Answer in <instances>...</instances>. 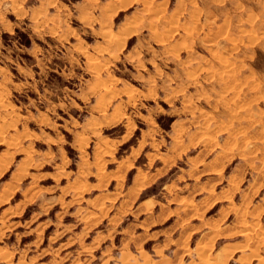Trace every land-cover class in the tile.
Returning a JSON list of instances; mask_svg holds the SVG:
<instances>
[{"label": "rangeland", "instance_id": "374dc122", "mask_svg": "<svg viewBox=\"0 0 264 264\" xmlns=\"http://www.w3.org/2000/svg\"><path fill=\"white\" fill-rule=\"evenodd\" d=\"M210 263L264 264V0H0V264Z\"/></svg>", "mask_w": 264, "mask_h": 264}, {"label": "bare ground", "instance_id": "6f19581e", "mask_svg": "<svg viewBox=\"0 0 264 264\" xmlns=\"http://www.w3.org/2000/svg\"><path fill=\"white\" fill-rule=\"evenodd\" d=\"M106 26H107V25H106ZM216 50H218V49L216 48L215 51H216ZM220 50H222V49H220ZM215 51H214V54L217 53V52H219V51H217V52H215ZM222 52H223V50H222ZM223 53H224V52H223ZM223 53H222V54H223ZM214 54H213V55H214ZM217 56H218V55H217ZM219 56H220V55H219ZM215 57H216V56H215ZM215 57H214V58L212 57V58H213L214 60H216V58L218 59V57H216V58H215ZM207 60H209V59H207ZM211 61H212V60H210V62L208 61V62H209L208 64H210ZM223 65H224V64H223ZM203 66H206V64L203 65ZM201 67H202V63H201ZM204 70H205V69H204ZM210 245L212 246V244H210ZM213 247H214V246H213ZM208 249H212V250H213V248H209V247H208ZM208 251H209V250H208ZM200 255H201V254H200ZM228 256H229V255H228ZM203 258H204V257H203ZM254 258H256V257H254ZM259 261H260V260H259ZM213 262H214V261H213ZM208 263H209V262H208ZM210 264H213V263H210Z\"/></svg>", "mask_w": 264, "mask_h": 264}]
</instances>
